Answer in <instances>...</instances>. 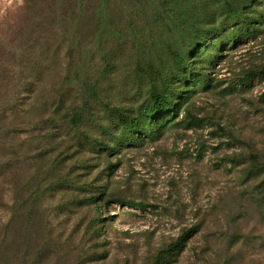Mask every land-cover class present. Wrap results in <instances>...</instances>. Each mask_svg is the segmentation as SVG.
I'll list each match as a JSON object with an SVG mask.
<instances>
[{"label":"trees","instance_id":"trees-1","mask_svg":"<svg viewBox=\"0 0 264 264\" xmlns=\"http://www.w3.org/2000/svg\"><path fill=\"white\" fill-rule=\"evenodd\" d=\"M111 1L23 0L18 20L2 21L0 141L18 150L42 143L36 147L37 157L50 160L46 171L54 179L37 196L27 195L36 207L46 193L57 190L70 192L75 207L110 196L105 188L98 192L101 186L95 181L80 179L94 166L93 160L99 164L102 160L110 173L123 151L154 141L166 128L195 130L208 124L215 129L211 135L252 140L243 133L242 121H224L213 105L208 114L207 107L196 105L194 95L201 91L226 96L250 90L256 79L264 80V62L254 60L232 80L210 75L224 49L263 31L264 0L218 1V11L208 13L205 2L198 15L184 18L183 23L170 19L167 24L174 28L154 35V31L127 30L124 34L120 24L103 21ZM121 36L130 42L125 52ZM111 37L116 42L109 43ZM259 103L264 106V90L254 102ZM202 111L214 119L200 115ZM235 155L236 165L244 164V180L259 179L255 202L264 219V153L255 148ZM0 158V185L7 186L9 158ZM7 190L0 188L1 204ZM114 200L146 207L134 200ZM11 221L7 218L4 229ZM98 221L91 219L90 224ZM197 231V225L187 229L177 242L160 249L151 264L171 261Z\"/></svg>","mask_w":264,"mask_h":264},{"label":"rangeland","instance_id":"rangeland-1","mask_svg":"<svg viewBox=\"0 0 264 264\" xmlns=\"http://www.w3.org/2000/svg\"><path fill=\"white\" fill-rule=\"evenodd\" d=\"M218 1L223 0H112L105 6L108 17L103 21L120 24L117 27L124 34L127 30L154 31V35L173 29V24H167L170 19L183 23L184 18L198 15L205 2L209 6L204 13L218 11ZM22 6L23 0H0V28L3 20L11 24L18 20ZM261 29L245 42L224 49L211 77L232 80L252 60L263 63L264 26ZM123 36L125 52L130 42ZM114 38L108 42H116ZM108 42L103 38L104 45ZM253 83L250 90L226 96L201 91L194 95L196 105L207 107L208 114L213 105L224 121H242V131L251 141L211 135L215 129L208 124L195 130L166 128L154 141L123 151L110 173L101 159L100 164L93 160L86 178L80 179L95 181L101 186L98 192L105 188L110 196H99L91 206L75 207L70 192L57 190L46 193L36 207L27 195L37 196L54 179L46 171L50 160L37 157L36 147L42 143L18 150L0 141V157L9 158L11 172L7 186L0 185L8 189L0 202V215H6L0 216V264H151L160 249L177 242L194 225L198 231L163 264H264V219L254 190L259 179L244 180V164L233 161L241 150L249 153L258 148L264 153V106L254 104L264 90V80ZM206 112L200 115L214 119ZM114 199L134 200L146 207ZM7 218L12 221L4 229ZM94 218L99 221L90 224Z\"/></svg>","mask_w":264,"mask_h":264}]
</instances>
